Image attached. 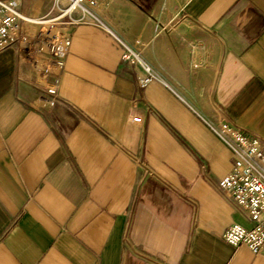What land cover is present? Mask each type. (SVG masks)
<instances>
[{"label": "crops", "instance_id": "crops-1", "mask_svg": "<svg viewBox=\"0 0 264 264\" xmlns=\"http://www.w3.org/2000/svg\"><path fill=\"white\" fill-rule=\"evenodd\" d=\"M18 1L35 17L56 6ZM98 13L70 32L52 106L0 53V264H264L223 239L255 221L218 188L233 153L205 122L264 140V0ZM122 42L161 80L141 89Z\"/></svg>", "mask_w": 264, "mask_h": 264}, {"label": "built area", "instance_id": "built-area-1", "mask_svg": "<svg viewBox=\"0 0 264 264\" xmlns=\"http://www.w3.org/2000/svg\"><path fill=\"white\" fill-rule=\"evenodd\" d=\"M110 0H54L52 15H28L18 0H0V53L14 49L20 65L28 68L27 80L40 90L43 106L54 105L58 96V79L71 45L72 29L82 23L100 21L98 9ZM122 62L139 67L141 89L160 81V75L142 58L139 51L122 42ZM134 117L132 123H141ZM212 132L233 153L230 172L218 183L238 206L246 210L255 225L246 228L234 223L223 234L234 247L245 245L253 254L264 250V140L248 139L238 129L217 120H205Z\"/></svg>", "mask_w": 264, "mask_h": 264}]
</instances>
